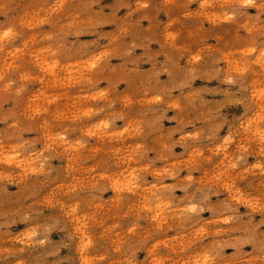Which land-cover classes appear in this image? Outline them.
Instances as JSON below:
<instances>
[{"label":"rangeland","instance_id":"rangeland-1","mask_svg":"<svg viewBox=\"0 0 264 264\" xmlns=\"http://www.w3.org/2000/svg\"><path fill=\"white\" fill-rule=\"evenodd\" d=\"M0 5V264H264V0Z\"/></svg>","mask_w":264,"mask_h":264},{"label":"snow or ice","instance_id":"snow-or-ice-1","mask_svg":"<svg viewBox=\"0 0 264 264\" xmlns=\"http://www.w3.org/2000/svg\"><path fill=\"white\" fill-rule=\"evenodd\" d=\"M245 2H246V3H250L251 0H245ZM0 7H3V5H0ZM11 33H12V30H11V28H9V29H7V31H5V32L2 34V36H3V37H7V36L11 35ZM0 38H2V37H0Z\"/></svg>","mask_w":264,"mask_h":264}]
</instances>
